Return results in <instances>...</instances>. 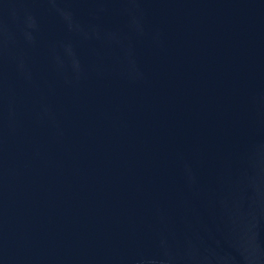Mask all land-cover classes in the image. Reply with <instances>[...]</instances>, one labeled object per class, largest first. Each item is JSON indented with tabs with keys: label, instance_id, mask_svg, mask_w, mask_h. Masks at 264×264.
Listing matches in <instances>:
<instances>
[{
	"label": "water",
	"instance_id": "95a60500",
	"mask_svg": "<svg viewBox=\"0 0 264 264\" xmlns=\"http://www.w3.org/2000/svg\"><path fill=\"white\" fill-rule=\"evenodd\" d=\"M0 264H264V0H0Z\"/></svg>",
	"mask_w": 264,
	"mask_h": 264
}]
</instances>
